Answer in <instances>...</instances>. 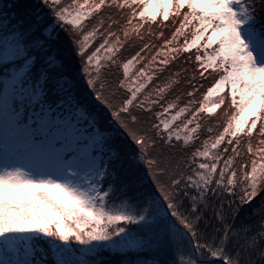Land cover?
Instances as JSON below:
<instances>
[{"label":"snow or ice","instance_id":"6c2138e0","mask_svg":"<svg viewBox=\"0 0 264 264\" xmlns=\"http://www.w3.org/2000/svg\"><path fill=\"white\" fill-rule=\"evenodd\" d=\"M0 264H264V0H0Z\"/></svg>","mask_w":264,"mask_h":264},{"label":"trees","instance_id":"16d2710c","mask_svg":"<svg viewBox=\"0 0 264 264\" xmlns=\"http://www.w3.org/2000/svg\"><path fill=\"white\" fill-rule=\"evenodd\" d=\"M4 2H6V0H4ZM254 134H255V133H254ZM257 199H258V198H257ZM181 259H185V260H186V259H187V257H181Z\"/></svg>","mask_w":264,"mask_h":264}]
</instances>
